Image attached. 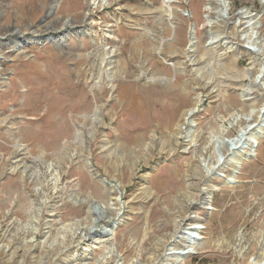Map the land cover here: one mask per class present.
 Returning <instances> with one entry per match:
<instances>
[{"label":"rangeland","instance_id":"obj_1","mask_svg":"<svg viewBox=\"0 0 264 264\" xmlns=\"http://www.w3.org/2000/svg\"><path fill=\"white\" fill-rule=\"evenodd\" d=\"M227 2L0 0V264H263L264 126L221 177L205 160L264 104L239 18L263 40L264 0Z\"/></svg>","mask_w":264,"mask_h":264},{"label":"bare ground","instance_id":"obj_2","mask_svg":"<svg viewBox=\"0 0 264 264\" xmlns=\"http://www.w3.org/2000/svg\"><path fill=\"white\" fill-rule=\"evenodd\" d=\"M207 1H208V3H207L208 4V9H210L211 11L213 9H216L219 13L228 12V14H229V6L230 5L227 2V0H207ZM213 3H216L215 7H213L214 6V5H212ZM31 8H33V7H31ZM31 8H30L29 11H32ZM21 12H22V10H21ZM21 12H20V14H21ZM25 12L27 13L26 10H25ZM29 14H30V12H29ZM220 16H222V15H220ZM239 18L241 19V21L244 20L242 22L244 24V26H245V33H243V35H242L244 41L247 44H249L251 47H254V48L258 47L259 49H261V50H257V51H255L254 49H251V50L255 54H262L264 56V39L262 40L261 39V35H260L261 21H260V18H259V14L251 13V11L249 9H245V10H242L241 12H239ZM0 25H1L0 36L3 35V36L6 37V35L9 34V32H10L9 29H8V27H7V25L5 23H1ZM25 27L28 30V28L31 27V26H30V24H27V22H26L25 23ZM192 40H194V39H192ZM191 47H194V43L191 44ZM234 62L235 61H232V59H227L225 61V63L221 65V67L223 69H233L234 68ZM256 63H259V65H260L259 72H262L263 62L258 59L256 61ZM235 73H236L235 76H237V77L244 78V77L247 76L246 73L243 72V71L235 72ZM256 81L257 80L253 81L252 84L250 83V89H249L250 91L249 92H253L255 89H258L257 91H259V87H257L255 85V84H257ZM254 82H255V84H254ZM254 100H255V102L256 101H260L259 94L255 93ZM146 103H147V100H146ZM143 104H145V103H143ZM72 106L71 105H69V106L65 105V106L61 107L60 111H63L65 109H68V110L72 109ZM135 106H136V109H137V113H139L140 115L143 116V109H142L143 105H142V103H138ZM261 106L262 107H261V109L259 111L260 120H259L257 125L247 124L244 127L240 126L242 123H246V122L249 121L248 118H243L242 117V116H244L243 114H240L237 117H235L238 120V121H236L237 125L240 126V129H239V133L240 134L236 138H230V140L226 139L224 134H220L217 137V139L214 140V145L215 146H216V144L220 143L221 145H224V147L220 146L218 149L215 147V149H214V160L213 161H211V159L210 160L209 159L208 160L205 159L206 160V164H207V172H208L209 175H211L212 177H214V176H220L221 177L222 176V175H220V169H221V167L223 165L221 160H222L223 156L226 158V154L227 155L228 154H232V156H231V162H232L231 164L232 165L231 166L234 167V166L239 164L240 159H241V157H238L239 154L237 155V151L242 153V152L246 151L247 149L251 150V151L256 149L255 147L258 144V138H259V135H260V131L262 130V128L264 126V114L263 115L261 114L262 110L264 109V104H261ZM190 115H191V113L189 111L186 116L188 117ZM234 122L235 121H233V124H234ZM64 125H66V123ZM58 129H59V130H57L58 136L65 135L67 133L66 126L64 128L63 124H61V123H59V128ZM111 188L114 190V192L117 191L115 189V187H111ZM108 207H109V209L112 210V208H110V205H108ZM108 221L110 222V220H108ZM188 229H189V233L191 234V235L187 236L188 245L186 247L180 249V250H175L174 247H170L171 256L175 257L176 262L182 261L187 256H189L190 254H193L194 251H195V245L197 244L198 240H196L197 238L194 239V237H199L201 226H200L199 223H194L192 225V227L188 228ZM117 264H119V262H117ZM133 264H135V263H133ZM263 264H264V260H263Z\"/></svg>","mask_w":264,"mask_h":264}]
</instances>
